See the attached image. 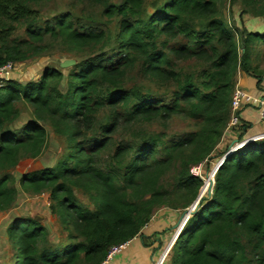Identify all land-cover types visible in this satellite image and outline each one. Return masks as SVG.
Listing matches in <instances>:
<instances>
[{"label": "trees", "instance_id": "16d2710c", "mask_svg": "<svg viewBox=\"0 0 264 264\" xmlns=\"http://www.w3.org/2000/svg\"><path fill=\"white\" fill-rule=\"evenodd\" d=\"M44 1L0 0V67L44 53L48 36L77 54L113 39L116 53L77 61L68 70L64 92V71L54 67L45 68L37 81L10 79L0 88V211L10 209L18 193L7 172L23 155L43 153L44 125L49 124L66 141L65 151L54 166L22 176L19 184L24 192H49L51 211L74 242L52 250L45 246L48 232L41 222L18 219L7 230L14 264H102L114 246L141 233L156 209H184L195 200L203 180L191 168L220 143L232 116L236 73L254 70L252 52L264 45V32L228 26L221 0H153L148 6L147 0H92L108 19H118L113 37L78 25L69 13L40 27L35 6ZM244 2L243 12L264 18V0ZM24 25L26 36L16 37ZM178 39L183 44H174ZM189 59L199 61L196 72L177 68V60ZM134 63L157 85L154 92L123 86ZM20 103L29 104L33 119L13 131L8 127L18 118ZM102 110L108 112L107 121L97 129ZM176 117L194 129L174 137L154 133L134 145L116 143L113 166H98L97 155L111 149L121 125L167 124ZM169 175L172 184L166 182ZM74 185L94 192V209L79 203ZM167 262L264 264V140L226 157L212 196L186 221Z\"/></svg>", "mask_w": 264, "mask_h": 264}, {"label": "rangeland", "instance_id": "374dc122", "mask_svg": "<svg viewBox=\"0 0 264 264\" xmlns=\"http://www.w3.org/2000/svg\"><path fill=\"white\" fill-rule=\"evenodd\" d=\"M108 1L115 4H120L122 2V0ZM152 1L153 0H147L146 5L148 6ZM254 1L260 4L262 0ZM244 4V0H221L220 9L225 21L228 22V26L235 24L241 29L246 28L251 32L263 33L264 18L255 17L248 12H243L245 9ZM35 9L38 12V18L35 24L40 27L45 26L46 24H53L56 18L67 13L73 16L78 25H83L87 29L108 31L112 37L117 32L119 27L118 19H108L106 16H104L103 7L92 0H84L82 2L78 0H45L43 3L35 6ZM148 9L151 10L150 7H148ZM15 36L20 38L26 36L25 25L19 28ZM45 44L48 46V48L44 53L38 56L30 57L23 62H13L14 80L22 84L30 81H37L41 78L45 68L54 67L64 71V79L60 84V90L64 92L66 90L68 70L72 68V66L61 68V62L67 59H73L77 62L103 52L108 53L109 55H114L116 53L114 52L115 43L113 42V39L105 45H98L93 48H88L85 52L79 54L68 51L63 41L59 39L53 40L50 38V36L46 38ZM174 44H183V40L178 39L174 41ZM242 50V47L239 46V52H242ZM254 50L255 51L252 52V67L254 70L251 72V74H247L242 70L237 71L234 91L241 88L247 90L248 92H252L250 91L251 89H249V87H251L250 84L256 83V88L259 89L257 92L258 95H264V45H257ZM117 58L118 57L115 59ZM177 66L178 69H183L186 72H196L200 68V63L196 59L177 60ZM260 78H262L261 81H259ZM123 80V86L126 88L140 86L144 91L148 92H154L157 88L155 83L147 80L141 73V67L139 63H134L133 66L128 68L127 74ZM258 81L260 82L259 86ZM18 106L20 109V114L18 118L8 127V129L13 131L20 130L27 122L33 119L32 108L29 106V104L20 103ZM107 114V110H102L97 114L95 120V126L97 129L100 127L101 123H105L107 121ZM237 126L242 127L240 124ZM44 127L48 135V141L43 153L36 158L23 155L20 158L18 164L7 172L12 175L14 184L18 189V193L13 206L8 210L0 211V264H14L16 261L15 252L8 238L7 230L11 224L18 219L30 217L41 222L48 232V238L46 241L47 243L45 246L52 250H61L74 242V240L69 239L68 232L64 225L55 215H53L51 211L49 192H24L19 184V180L22 176L33 171L54 166L65 151L67 146L66 141L60 137V135L56 134L49 124H45ZM250 127L251 126H248V128ZM193 129L194 128L190 121L181 117L173 118L167 124H163L160 121L153 123L123 124L114 135V144L112 145L111 149L103 152L100 155H97L96 160L98 162V166L106 169L113 166L111 155L116 143H130L134 145L136 142L144 140L149 135L154 133H164L168 137H174L175 135H183L186 132L192 131ZM84 130L88 132V135L91 133L86 128H84ZM225 144L227 145V143H224L222 147L217 149L218 145H220L219 143L208 159H206L200 165H196L191 168V173L203 180V186L195 198L196 200L200 196V204L204 198H210L208 191L211 180L213 177L215 180L216 175L214 174V176H212V173L216 165L229 150L226 148ZM171 176L172 175L168 176L166 180L167 183L172 184ZM73 189L77 200L83 207L94 209L95 203L92 196L94 193L93 191L84 189L80 185H74ZM195 200L189 206H191ZM184 209H176L174 207L164 205L156 209L153 216H156L159 211L163 210H176L179 212V214H181ZM183 227L176 228L175 226L173 228H169L168 230H164L156 235L151 236L150 238H147L146 241L152 242L155 240V246H158L157 249H160L158 254L160 255L162 252L167 253L168 261L171 255L172 247L180 238ZM181 244L182 242H180V246Z\"/></svg>", "mask_w": 264, "mask_h": 264}, {"label": "crops", "instance_id": "0c3cea01", "mask_svg": "<svg viewBox=\"0 0 264 264\" xmlns=\"http://www.w3.org/2000/svg\"><path fill=\"white\" fill-rule=\"evenodd\" d=\"M250 86V91L254 93L258 92L259 89L256 88V83H251ZM238 116L242 127L228 126L217 149L222 147L224 143H227V145L225 144L226 148L230 149L236 143L252 138L263 131L257 108L244 105L238 111ZM248 126L251 127L248 128ZM179 217L180 214L176 210L159 211L144 226L141 233L130 241L125 249L110 259H106L102 264H151L153 258L159 256L160 249H157L158 246H155V240L147 242L146 239L164 230L175 227Z\"/></svg>", "mask_w": 264, "mask_h": 264}, {"label": "built area", "instance_id": "2783aa9c", "mask_svg": "<svg viewBox=\"0 0 264 264\" xmlns=\"http://www.w3.org/2000/svg\"><path fill=\"white\" fill-rule=\"evenodd\" d=\"M13 67H14L13 62H8L2 67H0V88H2L7 81H9L10 79H13ZM244 105L252 106L258 109L260 121L263 126L262 132H260L259 134H256L255 136L249 139H251V141H257V140L264 139V95H258L252 92H248L247 90H244L241 88L236 89L232 96V103H231L232 116L230 119L231 121H230L229 127L237 126L240 124V118L238 116V111ZM246 140L236 143L229 150H231V152L238 150L239 148L246 145L244 143ZM222 163L219 161L216 167L220 166ZM130 241L131 240L124 242L120 245L114 246L110 250L107 259H110L112 256L118 254L123 249H125L127 245L130 243ZM151 264H168L167 253L162 252L158 257L153 258Z\"/></svg>", "mask_w": 264, "mask_h": 264}, {"label": "water", "instance_id": "95a60500", "mask_svg": "<svg viewBox=\"0 0 264 264\" xmlns=\"http://www.w3.org/2000/svg\"><path fill=\"white\" fill-rule=\"evenodd\" d=\"M76 64V61L73 60V59H67V60H64L63 62L60 63V67L61 68H67L69 66H73ZM249 142H251V139H247L244 143L245 144H248ZM231 153V150H229L224 156L223 158L220 160V162H224L226 160V157ZM219 166L218 167H215L214 171H213V175L216 174L217 170H218ZM215 184V180H214V177L213 179L211 180V184H210V188H209V191H208V195L211 197L212 196V193H213V186ZM200 196L195 200V202L187 207L186 209H184L181 214H180V217H179V220L178 222L176 223V228H182L186 221L189 219L190 216L194 215L198 209L200 208Z\"/></svg>", "mask_w": 264, "mask_h": 264}]
</instances>
